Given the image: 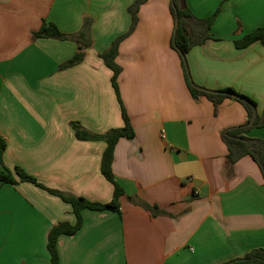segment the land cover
Masks as SVG:
<instances>
[{
  "label": "crops",
  "instance_id": "1",
  "mask_svg": "<svg viewBox=\"0 0 264 264\" xmlns=\"http://www.w3.org/2000/svg\"><path fill=\"white\" fill-rule=\"evenodd\" d=\"M136 1L0 0L3 163L49 189L109 203L114 185L101 171L107 143L79 140L71 123L104 134L124 127V108L135 137L114 152L113 172L126 191L121 214L84 210L79 232L59 237V264H224L264 249L263 175L250 156L229 163L222 139L247 112L232 99L215 106L191 95L173 48L171 0L143 4L119 47L120 103L100 54L129 32ZM186 1L198 18L218 11L213 40L186 55L192 81L209 91L234 88L261 114L264 46L238 49L234 41L264 27V0ZM85 19L92 22L85 59L61 70L77 43L34 33L44 21L79 33ZM246 135L264 140V127ZM76 221L70 204L32 183L0 186V264H49L50 231Z\"/></svg>",
  "mask_w": 264,
  "mask_h": 264
},
{
  "label": "trees",
  "instance_id": "2",
  "mask_svg": "<svg viewBox=\"0 0 264 264\" xmlns=\"http://www.w3.org/2000/svg\"><path fill=\"white\" fill-rule=\"evenodd\" d=\"M150 0H137L129 7L132 23L127 34L118 37L112 42L111 46L100 54L105 66L112 71L111 83L120 100L119 93V78L122 73L121 66L117 63L119 55V47L122 41L131 35L138 23V12L141 6ZM171 13L176 21L179 20V25L174 33L173 48L179 52L183 68L185 71V79L191 95L198 99L206 97L214 103L215 106L220 105L226 99H232L241 103L247 112V121L240 126L232 127L222 133V139L228 148L227 160L231 164H235L240 159L250 156L259 166L264 179V140L249 138L246 134L254 128L264 127V109L261 114L258 113V104L250 97L237 92L234 88H225L220 91H201L194 88L188 78L183 56L196 46L205 44L209 40H213L210 33L217 17L218 11L208 18L196 17L187 5L186 0H171ZM92 22L84 21L82 30L75 34L63 33L56 24L44 21L40 30L34 33V39L51 38L61 41H73L78 45L77 53L63 65L61 70L71 68L84 61L85 51L91 46L90 28ZM238 49H246L255 43H261L264 46V27L257 28L252 32L244 35L242 38L234 41ZM202 88V87H201ZM204 89V88H203ZM209 91V90H208ZM124 127L112 129L104 134H93L85 130L79 123H71L76 136L79 140L84 141H105L107 149L102 158L101 171L103 176L114 185L113 199L109 203L90 202L83 197H76L66 193L52 190L40 184L34 177L27 174L22 168H8L3 163V155L6 149V142L0 138V162L2 171L0 172V186L11 184L16 185L18 182H29L37 187L45 190L51 195L59 197L65 203L72 206L76 215L77 221L74 225L63 222L55 227L49 233L47 249L50 253L51 260L49 264H59L58 240L62 235L73 236L79 232L83 225V211L86 209L93 211H112L121 214V198L126 195L125 189L116 180L113 172L114 152L118 142L122 139H133L135 132L131 126L129 117L123 108ZM151 211L153 215H158L157 207L150 205L144 206ZM224 264H264V249L258 248L250 251L244 257L232 260Z\"/></svg>",
  "mask_w": 264,
  "mask_h": 264
},
{
  "label": "water",
  "instance_id": "3",
  "mask_svg": "<svg viewBox=\"0 0 264 264\" xmlns=\"http://www.w3.org/2000/svg\"><path fill=\"white\" fill-rule=\"evenodd\" d=\"M178 25H179V20H178V18H176V21H175V32H176V30H177V28H178ZM183 61H184L185 68H186V71H187V75H188V78H189V81H190L191 85H192L194 88L198 89V90L206 91V92H210V91H208V90H206V89H203V88H201V87H199V86H197V85L194 84V82H193L192 79H191V75H190L189 67H188V64H187V59H186L185 56H183Z\"/></svg>",
  "mask_w": 264,
  "mask_h": 264
},
{
  "label": "rangeland",
  "instance_id": "4",
  "mask_svg": "<svg viewBox=\"0 0 264 264\" xmlns=\"http://www.w3.org/2000/svg\"><path fill=\"white\" fill-rule=\"evenodd\" d=\"M205 89V88H204Z\"/></svg>",
  "mask_w": 264,
  "mask_h": 264
}]
</instances>
